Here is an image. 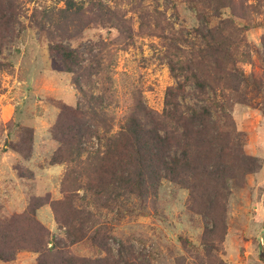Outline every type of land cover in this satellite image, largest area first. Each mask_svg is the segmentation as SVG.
<instances>
[{"label":"rangeland","instance_id":"rangeland-1","mask_svg":"<svg viewBox=\"0 0 264 264\" xmlns=\"http://www.w3.org/2000/svg\"><path fill=\"white\" fill-rule=\"evenodd\" d=\"M78 1H85V10L72 37L43 16L64 8L65 0H17V18L4 39L0 31V60L9 64L0 73V222L10 223L42 200L37 220L51 239L70 244L51 205L63 197L67 168L51 161L58 146L52 129L63 108H76L80 92L76 74L65 72L49 48L50 31L60 33L55 41L79 51L83 65L101 63L92 79L98 81L95 92L105 87L113 96L116 131L136 97L162 112L168 87L178 82L170 58L200 55L208 43L197 30L207 24L219 27L215 38L226 50L218 63L200 67L209 97L231 117L226 177L195 191L164 180L143 202L124 197L121 217L116 209H94L93 230L101 228L116 256L122 242L123 255L139 264H264V0H231L232 7L213 0ZM236 73L245 75L239 86ZM186 92L184 104L201 103L194 83ZM209 197L212 206L205 208ZM67 248L78 257L105 255L90 238ZM38 257L24 249L0 264H37Z\"/></svg>","mask_w":264,"mask_h":264},{"label":"trees","instance_id":"trees-1","mask_svg":"<svg viewBox=\"0 0 264 264\" xmlns=\"http://www.w3.org/2000/svg\"><path fill=\"white\" fill-rule=\"evenodd\" d=\"M213 1L218 7H232L231 0ZM18 5L17 0H0L3 39L10 20L17 18ZM84 10L85 1L65 0L64 8L46 11L43 16L57 30L65 32L63 37H72ZM217 30L219 27L207 24L205 30H197L204 44L208 43L200 55L198 51L184 61L170 58L169 67L178 82L168 87L162 112L148 108L136 97L123 112L116 131L112 125L115 114L109 110L113 96H109L105 87L95 92L98 81L92 79L102 69L101 63L83 65L84 59L77 49L55 41L58 31L49 32L52 54L65 72L76 74L75 84L80 92L76 108H63L52 129L58 146L51 161L65 163L67 168L61 181L63 197L51 205L56 222L65 228L70 244L90 238L105 255L74 256L68 251L70 244L51 239L49 230L36 218L37 208L46 202L37 200L12 223L0 222V261H11L18 251L30 249L39 253L37 264H139L135 257L123 255L122 242L116 256L108 239H101V228L93 230L96 223L93 210L116 209L121 217L125 210L124 197L143 202L158 192L164 180L195 191L226 177L229 166L224 157L230 148L226 144L233 138L228 123L231 117L221 101L209 97L200 68L218 63V53H226L223 44L215 38ZM163 37L170 39L169 46H176L172 36ZM8 66L0 60V73ZM180 77L184 78L178 80ZM233 77L239 86L245 75L236 73ZM191 83L195 84L196 97L201 103H183L188 95L186 86ZM203 201V207L212 206L210 197ZM51 242L52 246L48 247Z\"/></svg>","mask_w":264,"mask_h":264}]
</instances>
